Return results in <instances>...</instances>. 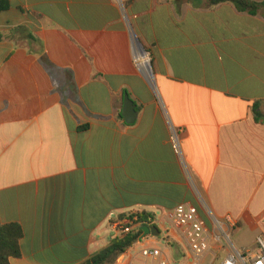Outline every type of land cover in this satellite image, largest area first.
Wrapping results in <instances>:
<instances>
[{"label":"crops","instance_id":"0c3cea01","mask_svg":"<svg viewBox=\"0 0 264 264\" xmlns=\"http://www.w3.org/2000/svg\"><path fill=\"white\" fill-rule=\"evenodd\" d=\"M8 1L0 223L23 233L10 264H80L113 239L112 221L135 212L152 214L159 236L115 264L143 247L182 264L186 233L170 218L181 204L206 227L204 207L231 217L239 247L264 238V12L207 0ZM132 39L150 56L152 82L134 65ZM167 119L182 129L184 166ZM216 262L207 254L202 264Z\"/></svg>","mask_w":264,"mask_h":264},{"label":"built area","instance_id":"2783aa9c","mask_svg":"<svg viewBox=\"0 0 264 264\" xmlns=\"http://www.w3.org/2000/svg\"><path fill=\"white\" fill-rule=\"evenodd\" d=\"M141 50V51H140ZM132 56L135 67L149 81L153 74L149 54L132 39ZM159 105L164 114L165 107L161 100ZM168 142L173 154L184 166L182 150V129L174 126L168 119ZM210 226L206 227L193 207L178 205L170 213V218L184 229L187 238L189 256L182 264H202L205 255L211 254L218 264H264V238L258 236L255 248L239 247L234 243L238 224L231 217L218 219L205 208ZM143 225L134 213L125 214L111 222L113 238H122L127 234L142 232ZM141 240V238H140ZM138 259L140 261H138ZM180 264L172 261L156 247H143L133 253L127 264Z\"/></svg>","mask_w":264,"mask_h":264},{"label":"trees","instance_id":"16d2710c","mask_svg":"<svg viewBox=\"0 0 264 264\" xmlns=\"http://www.w3.org/2000/svg\"><path fill=\"white\" fill-rule=\"evenodd\" d=\"M209 6L222 3L232 4L236 10L251 16L264 12V2L252 0H207ZM10 8L8 0H0V12ZM1 39V36H0ZM143 225L155 227L153 216L149 213L135 212ZM124 216V215H123ZM121 217V216H120ZM23 236L22 229L18 224L0 223V264H10V259L20 258L21 252L19 242ZM142 237V232L127 234L122 238H113L109 244L94 253L91 258L80 264H115L126 251L131 249Z\"/></svg>","mask_w":264,"mask_h":264},{"label":"water","instance_id":"95a60500","mask_svg":"<svg viewBox=\"0 0 264 264\" xmlns=\"http://www.w3.org/2000/svg\"><path fill=\"white\" fill-rule=\"evenodd\" d=\"M122 115H123V117L125 119V122L127 124L133 123L134 120H135V117H136L135 106H134L132 100H130V98L128 97V95H125V97H124V107H123ZM141 231H142L141 239L144 236H148V235H151L153 237H158L159 236V232H158L156 227H147V226H145V227L141 228Z\"/></svg>","mask_w":264,"mask_h":264},{"label":"rangeland","instance_id":"374dc122","mask_svg":"<svg viewBox=\"0 0 264 264\" xmlns=\"http://www.w3.org/2000/svg\"><path fill=\"white\" fill-rule=\"evenodd\" d=\"M245 248V247H244ZM255 248V246L254 247H251V249H254ZM216 264H218V261L216 262Z\"/></svg>","mask_w":264,"mask_h":264},{"label":"bare ground","instance_id":"6f19581e","mask_svg":"<svg viewBox=\"0 0 264 264\" xmlns=\"http://www.w3.org/2000/svg\"><path fill=\"white\" fill-rule=\"evenodd\" d=\"M141 51V50H140Z\"/></svg>","mask_w":264,"mask_h":264}]
</instances>
